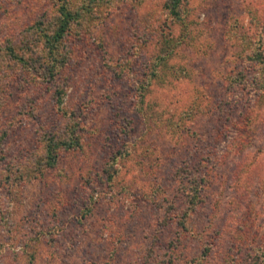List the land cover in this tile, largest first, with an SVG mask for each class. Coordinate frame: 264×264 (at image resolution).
<instances>
[{"label":"rangeland","instance_id":"rangeland-1","mask_svg":"<svg viewBox=\"0 0 264 264\" xmlns=\"http://www.w3.org/2000/svg\"><path fill=\"white\" fill-rule=\"evenodd\" d=\"M52 3L0 0V264H264V88L252 90L262 75L234 39L264 50V0H186L187 27L165 0H104L54 81L10 79L21 67L9 41L19 51L35 37L25 31ZM164 51L141 112L134 87ZM239 73L249 84L230 88ZM70 119L81 149L35 165L41 136ZM233 125L242 148L226 137ZM185 167L207 186L178 245L170 214L185 208ZM15 169L27 173L8 184Z\"/></svg>","mask_w":264,"mask_h":264},{"label":"trees","instance_id":"trees-1","mask_svg":"<svg viewBox=\"0 0 264 264\" xmlns=\"http://www.w3.org/2000/svg\"><path fill=\"white\" fill-rule=\"evenodd\" d=\"M52 2L53 10L40 16L25 31L26 36L32 34L35 37L27 39L19 48V51L14 47V43L9 41V54L6 55V58H11L16 65L21 67V70L12 73L13 77L10 74V79H15L23 74L27 80L29 79L36 86H40L41 83L54 81L61 68L65 65L68 58H70L69 44L71 43L69 40L72 38L71 36L74 33H76V36L82 34L84 23L87 22L88 18H91L97 13V16L100 18L101 13L99 9L103 7L102 3L104 0H78V2L71 3L69 0H52ZM185 6L186 0H165L164 3V8L168 14L174 20L183 22L187 27L184 17ZM106 10H109V7ZM234 29L237 30V26ZM234 39L236 40L235 45L240 50L237 54L238 58L245 60L246 64L250 65V69L258 67V72L260 71V75H262L260 76L259 82L256 85H252V90H257L255 92L262 91V88H264V69L260 66L261 64L262 66L264 65L262 43H255L252 37L244 34L240 37H234ZM168 44L169 47H173L174 41H169ZM162 54L158 58L155 56L150 58L151 63L148 66V72L146 74L144 73L143 77L136 82L137 85L134 87L136 96L139 99L138 104L141 112H143L145 95L148 93L152 81L160 78L159 68L167 67L169 55H164L165 51ZM228 84L233 89L235 87L242 88L249 83L245 74L239 73L229 76ZM56 104L60 113L66 115L64 112L65 109L62 107L63 93L56 95ZM196 114L191 110L188 117L193 118ZM80 132L76 122L70 119L63 134L54 133L42 135L38 140L34 164L47 169L55 168L63 154L81 149L82 136ZM231 132L237 133L235 125L229 128L227 138L231 136L229 135ZM243 138H245L244 135L236 134L235 138L233 136L231 144L242 148V144L245 145ZM115 163L116 161L113 165L110 164L111 167L107 171L109 178H113ZM186 168L187 171L181 172V176H183L182 180L185 182L184 193L187 196L185 208L184 210H174L170 214V219L177 222L180 231L178 234L179 240L176 241L178 245L185 239L186 233L192 234L193 232L189 229L188 222L191 214L203 202L202 197L207 186L204 178L205 175L201 173L192 174L190 173V167ZM26 173L24 169L13 170L12 175L7 176L8 184L11 183L12 179L24 178V174ZM88 213H91L89 207L85 208L84 216H87ZM195 239L200 241L199 237ZM177 250L178 248L174 249L175 252ZM208 250L209 248L206 247L205 254L201 255V258H206ZM180 257L181 255L177 254L174 260L179 261ZM260 259L264 261V255L263 257H257L255 262H258ZM29 264H33V262L30 261Z\"/></svg>","mask_w":264,"mask_h":264}]
</instances>
